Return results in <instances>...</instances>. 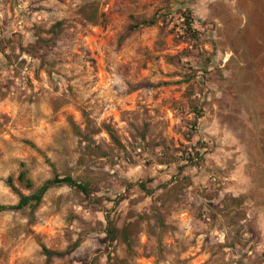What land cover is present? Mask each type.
Here are the masks:
<instances>
[{
    "label": "rangeland",
    "instance_id": "rangeland-1",
    "mask_svg": "<svg viewBox=\"0 0 264 264\" xmlns=\"http://www.w3.org/2000/svg\"><path fill=\"white\" fill-rule=\"evenodd\" d=\"M56 176L0 264H264V0H0V206Z\"/></svg>",
    "mask_w": 264,
    "mask_h": 264
},
{
    "label": "trees",
    "instance_id": "trees-1",
    "mask_svg": "<svg viewBox=\"0 0 264 264\" xmlns=\"http://www.w3.org/2000/svg\"><path fill=\"white\" fill-rule=\"evenodd\" d=\"M186 26L188 28V31L192 30V20L190 17L186 18ZM192 38L196 39L194 32L192 33ZM22 169H23V171L20 173L18 180L21 183H23L27 189H32L33 188V182L28 178V175H27L28 171L25 169L24 164H22ZM62 185H65V186H68L70 188L78 190L86 198H89L91 195V190L88 187V185L79 183L71 177L60 178V177L56 176L54 179L49 180L46 183H44L33 194L28 195V196L21 195L17 205L10 206V207L0 206V213L3 211H7V210L22 211L24 209H30L32 211H35L41 205L46 193L50 189H52L54 187L62 186ZM9 187L12 190H15V187L13 186L11 180H9ZM140 187H141L142 191H147L146 187L144 185H142ZM107 236H108L110 241H115V239H116L115 230L112 229V230L108 231ZM43 252H44V255L47 259L46 264H50L54 257H63L64 256L63 253L53 252V251H51L45 247H43ZM263 259H264V253H263Z\"/></svg>",
    "mask_w": 264,
    "mask_h": 264
}]
</instances>
